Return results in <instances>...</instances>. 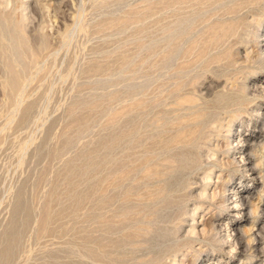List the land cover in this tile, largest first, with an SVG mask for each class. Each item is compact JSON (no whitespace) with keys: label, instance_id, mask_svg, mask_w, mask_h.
Instances as JSON below:
<instances>
[{"label":"rangeland","instance_id":"374dc122","mask_svg":"<svg viewBox=\"0 0 264 264\" xmlns=\"http://www.w3.org/2000/svg\"><path fill=\"white\" fill-rule=\"evenodd\" d=\"M263 40L264 0H0V264H264Z\"/></svg>","mask_w":264,"mask_h":264},{"label":"bare ground","instance_id":"6f19581e","mask_svg":"<svg viewBox=\"0 0 264 264\" xmlns=\"http://www.w3.org/2000/svg\"><path fill=\"white\" fill-rule=\"evenodd\" d=\"M264 41V40H263ZM187 68V67H186ZM250 157V156H249ZM251 159V158H250ZM244 161V160H243ZM250 161V160H249ZM250 171H251V173L253 174V175H255L256 174V169H250ZM206 176V175H205ZM204 179V178H203ZM206 179V178H205ZM239 194V193H238ZM204 197H209V198H213L215 195L213 194V195H211L210 196V194L209 195H206V193H205V195H203ZM231 199V198H230ZM229 199V200H230ZM234 207L236 208V207H240V208H245V209H249V206H250V204H249V201H247V198H246V196H241V197H239L234 203ZM256 210L257 209H253L252 210V213H256ZM244 211V210H243ZM258 211V210H257ZM232 231L234 232V234L235 235H237L238 233H239V231H240V228H237V227H235V228H232ZM246 231H248V230H246ZM250 233V232H249ZM229 234V233H228ZM198 235V234H197ZM226 235H227V233H226ZM245 235V234H244ZM247 235H248V233H247ZM231 236V235H230ZM257 236V235H256ZM256 238V237H255ZM251 239V238H250ZM252 239L256 242V239H254V236L252 237ZM244 240V239H243ZM262 240V239H261ZM248 242V241H247ZM237 243V242H236ZM242 244H244L242 241H240L239 242V244L238 245H241V246H243ZM247 245H250V244H247ZM166 246V245H165ZM236 247H239V246H236ZM169 250V249H168ZM171 252V251H170ZM171 255V254H170ZM173 255V254H172ZM168 256H169V254H168ZM172 257V256H171ZM170 257V258H171ZM161 260V259H160ZM165 264V263H164Z\"/></svg>","mask_w":264,"mask_h":264}]
</instances>
